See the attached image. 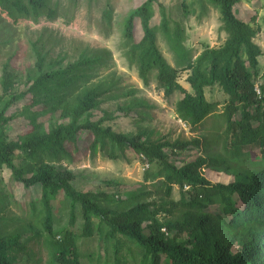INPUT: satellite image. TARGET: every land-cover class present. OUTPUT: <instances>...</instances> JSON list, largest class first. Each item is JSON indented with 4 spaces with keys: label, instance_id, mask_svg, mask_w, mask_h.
Instances as JSON below:
<instances>
[{
    "label": "trees",
    "instance_id": "16d2710c",
    "mask_svg": "<svg viewBox=\"0 0 264 264\" xmlns=\"http://www.w3.org/2000/svg\"><path fill=\"white\" fill-rule=\"evenodd\" d=\"M239 1H180L184 16L189 15L194 3L203 12L212 5L220 14L223 42L204 46L195 57L184 45L182 24L171 19L160 0H143L123 22L121 49L129 65H135L143 85L149 86L153 76L164 98L180 93L175 113L192 132L201 131L205 122L215 117L214 125L219 127L216 139L202 136L170 141L154 138L146 131L124 134L98 120L80 118L113 89L102 81L90 82L92 72L105 62L100 54L47 69L37 51L36 74L27 76L23 89L10 91L12 82L3 77L0 167L10 171L15 187L36 193L28 206L35 218L40 205L37 214L41 226L29 227L31 235L25 238L26 228L10 234L0 232V264H41L44 247L53 264H86L77 233L72 228L53 230V201L61 194L69 200L68 224L74 226L79 214L80 235L97 237L104 254L114 249L111 264H120V238L134 245L139 254L136 264H264V164L250 172L236 171L234 180L226 184L211 182L202 173L205 168H231L229 160L249 145L259 148L264 163V85L261 95L255 91L257 79L264 78V67L260 71L259 66L264 47L254 41L261 27L254 23V17L244 21L236 16L234 5ZM58 6L59 0H0V10L14 23L37 22L42 17L54 20L59 15ZM156 12L159 23L151 25ZM103 15L110 22L109 5ZM138 23L141 37L136 41ZM159 30L175 66L158 47ZM103 53L110 55V51ZM180 71L186 72L190 90L179 83ZM214 85L227 96L220 113L219 103L205 97V89ZM214 142L221 143L226 157L209 153ZM187 149H195V157L171 160ZM127 155L147 164L145 179L161 178L162 192L144 187L125 189L122 184L113 193L80 190L54 169V164L71 165L96 156L128 160ZM152 165L155 172L148 170ZM174 187L179 194L176 200L171 198ZM154 194L161 198H154ZM214 205L217 211L211 210ZM160 214L170 217L160 220ZM88 255L91 262L94 254Z\"/></svg>",
    "mask_w": 264,
    "mask_h": 264
},
{
    "label": "rangeland",
    "instance_id": "374dc122",
    "mask_svg": "<svg viewBox=\"0 0 264 264\" xmlns=\"http://www.w3.org/2000/svg\"><path fill=\"white\" fill-rule=\"evenodd\" d=\"M143 0H59L58 17L48 20L44 17L37 22L19 20L14 23L5 12L0 10V95L2 91V79L9 77L12 82L10 91H19L25 87L27 76L36 74V52L43 58L44 68H55L59 65L72 63L81 56L103 55L105 62L98 66L92 73L91 83L103 82L105 86H113L112 91L100 97V103L85 113L82 119L98 120L103 126H109L114 131L133 134L146 131L154 138H165L170 141L175 139L217 138L219 127L214 125L215 117H212L203 126L201 131L192 132L189 127L175 113L176 102L182 97L178 92L169 98H164L163 91L156 87L153 76L149 86H144L138 77L135 65H129L121 49L123 45V22L129 11L139 6ZM167 7L172 20L182 24L185 30L184 45L192 51L195 57L204 46H216L223 42L224 32L219 31V11L212 5L207 10L201 11L198 4L194 3L188 16H184L180 7L181 0H160ZM189 4L191 0H186ZM108 3V4H107ZM112 8L110 22L106 20L103 12ZM157 9V8H156ZM235 14L244 21H250L254 17V23L260 25V32L254 41L264 47V0H240L234 5ZM202 15L200 16V14ZM157 12L150 19L151 25H158ZM173 23H171V26ZM141 37L139 23L136 26L135 40ZM158 47L166 60L175 66L176 62L163 33H157ZM104 51H110L105 55ZM260 71L264 67V56L259 57ZM186 72L180 71L179 83L190 90L185 81ZM264 78L259 77L255 87L261 90ZM262 92V90H261ZM205 97L210 101H217V113L223 109L227 96L217 85L205 89ZM214 116V115H213ZM210 154L226 157L221 149V143H212ZM195 149L184 150L181 155L172 156L171 160H189L195 157ZM200 154V153H199ZM127 159L110 160L96 156L94 159H81L78 162L67 165L66 163L54 164L55 171L66 178L80 190L116 192L118 185H124L125 189L147 188L150 191H163L160 187L161 178L145 179L143 174L147 164L127 155ZM232 166L229 169L205 168L202 173L211 182L228 183L234 180L236 171L250 172L260 168L264 163L261 159L259 148L256 145L246 146L235 158L229 160ZM155 172L156 166L148 167ZM154 193V192H153ZM35 192L21 187H15L10 171L0 167V202L4 207L0 210V232L10 234L26 228L22 238L31 235L29 227H40L37 214L40 205L37 204L36 217L32 218L28 201L35 198ZM178 189L173 188L171 198L178 199ZM154 198H161L154 194ZM114 204V203H112ZM240 203L238 202V205ZM53 230L59 231L72 228L77 233V241L86 264H111L114 261V249L111 247L104 254L103 244L97 239L83 238L80 235L82 223L78 214L74 226L68 224L69 200L62 194L53 201ZM217 211L216 205L211 207ZM160 220L169 218L160 214ZM145 223H143V226ZM168 235H172L166 229ZM58 233V232H57ZM61 235V234H56ZM60 239V238H59ZM120 264H136L139 254L133 244L118 239ZM37 247V246H36ZM236 247L233 248V251ZM94 254L93 260L88 261V253ZM25 256V254L23 255ZM41 264H53L47 248H42L40 253ZM25 257L22 258V263ZM32 264V263H30Z\"/></svg>",
    "mask_w": 264,
    "mask_h": 264
},
{
    "label": "built area",
    "instance_id": "2783aa9c",
    "mask_svg": "<svg viewBox=\"0 0 264 264\" xmlns=\"http://www.w3.org/2000/svg\"><path fill=\"white\" fill-rule=\"evenodd\" d=\"M255 91H256V93H257L258 95H261V94H262L261 90H260L259 88H257V87H255ZM162 230L164 231L165 229L162 228Z\"/></svg>",
    "mask_w": 264,
    "mask_h": 264
}]
</instances>
